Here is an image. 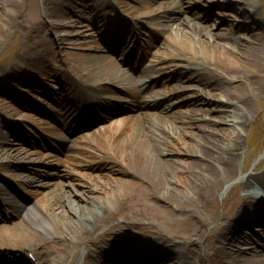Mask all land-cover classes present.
Instances as JSON below:
<instances>
[{"label":"bare ground","instance_id":"obj_1","mask_svg":"<svg viewBox=\"0 0 264 264\" xmlns=\"http://www.w3.org/2000/svg\"><path fill=\"white\" fill-rule=\"evenodd\" d=\"M250 1L246 0L240 4L235 3V5L242 7L247 4L253 7ZM1 3L2 0H0ZM123 3L125 5V2ZM151 3L152 5L156 4L153 7L156 11L155 13L151 11L150 16H155L158 8L167 7L169 12L176 9L172 2L163 3L151 0ZM29 4L34 8L35 15L33 16L27 9V13L30 15L28 20H32V23L22 35V39L23 37L25 39L32 38L30 33L40 24L39 31L32 33L33 38L38 33L53 31L58 36L59 47L64 51L70 49L68 47L77 49L76 46L84 49L77 42L79 39L71 43L57 32L62 31L60 25H67L71 22L70 16L61 12L53 0H41L40 2L31 0ZM99 4L110 5V3L97 0L96 14ZM63 5L71 6L67 3H63ZM244 10L243 8L241 11V17L250 18V13L244 12ZM252 13L257 15L256 10H253ZM163 15L165 22L159 23L157 18H154V22L162 26L164 32L171 30V33L165 42L167 48L164 50L163 43H161L157 52H161L174 70L161 81L160 88L162 89L160 92L164 90V92L170 93L176 88L186 87H191L193 90L182 92L174 97L173 101L165 103L157 111H146L149 103L148 98L145 99L144 92L131 89L135 82L133 77L125 76L111 61L107 63L104 59L106 58L105 55L83 54L72 49L65 51L67 58L72 63V65L68 64V73H60L59 70L49 71L50 62L45 60L35 61V65L34 63L30 65H34V71L41 72L45 79L55 75L53 77L55 80H61L66 86L72 88L74 83L70 73H75L79 78L81 76L84 82L95 83V91L101 94L113 93L110 88L101 85L102 83H118L129 98L128 107L139 111L135 116L120 119L115 122L112 128L100 130L95 134L94 139L100 154L98 158L87 160L85 166L95 170L103 169L104 171H98L95 175L88 173L92 179L83 178L82 181H77L69 175L70 171L69 173L62 172V175H65L67 179L58 182L52 188H48V184L40 183L35 178L25 174L13 173L15 177L22 179L27 186L46 187L45 191L34 192L37 197L39 195L38 201H42L44 209L27 211V207L17 204L19 206V208L17 207L18 212L14 209L12 212L23 222L1 227L0 248L8 246V248H14L21 252L29 250L40 264H46L47 258L53 254L56 256H52V260L57 257L65 258L67 264H74L76 253L73 251V247L97 227L99 228L100 225L107 226L111 222H115L116 219H124L126 220L123 221L124 224L132 227L133 224L130 221L139 215L144 221L148 220L150 214L153 217L158 215L165 219L167 215H174L185 210L184 205H181V200L187 202L192 208L205 207L206 205L211 207V202L208 201L214 199L223 180L235 176V168L231 164L235 162V157L242 149L241 131L244 130L246 123H250L252 115L256 112L253 110L250 99L242 91L235 90L238 85L236 81L245 77L247 70H251L253 76L250 78L253 80L259 82L262 79L264 39L257 42L251 37L231 36L230 30L215 28L218 26L217 21L212 20L211 23H207L203 15L196 12L191 15L189 22L185 18L178 19L170 14ZM99 17L97 15V18ZM44 18L48 21L57 20L58 23L52 26L48 23L46 25L41 23ZM68 19L69 22H66ZM170 21L175 22L171 23ZM44 25H46L47 30L46 27H43ZM75 32L77 30L72 28L71 31H67V34L71 35ZM229 43H232L233 46L228 45ZM249 45L252 51L249 50ZM26 48L27 46H24L22 52L27 50ZM169 48L180 51H177V55L176 51H169ZM200 50L203 51L206 61L212 57L215 65L213 69L208 67L206 62H201L196 57ZM29 52L36 57V60L39 54L41 55V52L34 48H29ZM185 53L190 56L185 57ZM157 58L160 59V55ZM156 62L153 61L152 64L141 66L142 71L150 73L159 71ZM46 65L47 71H43ZM102 65H106L107 68L102 67ZM18 66L20 67V65ZM13 68L16 66L13 65ZM57 68H61L60 65H57ZM20 70L21 68L18 72ZM26 74V71L22 73V75ZM169 77L173 79L171 83H168ZM186 81L188 82L185 83ZM149 85L151 89L155 88L153 81ZM182 96L193 97L187 101H180ZM177 101H180L176 105L177 108L171 110V103ZM3 104L4 101L0 99V105ZM2 109L9 116L16 115L11 110ZM19 114L22 115L21 112ZM203 114H207L208 117L202 118ZM2 127L3 121H0V160L19 161L26 156L24 150L21 147H13L11 143L7 144L8 135L6 136L2 132ZM112 139H115L113 143H111ZM206 147H208V151L205 150ZM96 152L99 153L98 150ZM178 154L193 155L194 158L179 160L177 159ZM4 167L9 166L5 165ZM194 170L196 171L195 174L182 187V172L191 173ZM112 173L127 174L128 178H113L110 177ZM203 176H207L208 181L203 179ZM253 184L264 185V168L258 176L249 175L241 182L243 188H248ZM102 194L108 196L109 200L104 201L102 199L100 201ZM0 196L5 203H17L15 198L1 185ZM150 196L153 197L155 204L147 201L151 199ZM160 198L164 200L161 201L162 204L157 203ZM110 203L120 207L119 213L124 218H119L112 213L115 210L109 207ZM258 205H262L261 199ZM92 207L98 209L93 210V217L90 218ZM252 208V212L258 211L254 206ZM242 213L249 215V212L244 210ZM262 215L260 219L255 216V221L258 223L259 220L258 225L261 227L264 223V213ZM192 217L191 215L177 217L179 218L177 221H183V226L185 225L187 229V236L182 237L180 242L163 234L159 225L156 228L158 231L151 224L144 225V230L140 229V225L135 226L133 231L138 230L144 233L142 242L147 244L150 254L147 257L151 263H153L152 260L157 253H165L167 249L174 256L182 255L183 258L181 257L180 260L182 264H189L188 261L192 258L194 262L191 260L190 264H264V254L256 246L251 247L249 251L242 252L239 250L237 253H228L224 250L226 246L219 242L220 229L227 225L224 219L219 222V228L207 237L205 229H203V226H206L205 221L198 224L192 222ZM103 220L107 222L103 223ZM251 226L253 223L248 221L246 224L241 223L239 231L244 227L250 228ZM41 233L52 237L53 240L44 242L37 239L35 235ZM202 237L207 239V247L209 248L211 243V247L216 252L213 260L196 258V255L189 256V253L195 250L194 247H189V243L191 246H196ZM254 237L260 238L255 235ZM244 241L250 243L252 240L245 236ZM229 243L230 240L227 244ZM184 245H187L185 251L182 248ZM96 246L97 242H89L87 250L90 251L92 247ZM232 251L234 250L232 249ZM135 259L134 254L128 257L130 262L135 261Z\"/></svg>","mask_w":264,"mask_h":264},{"label":"rangeland","instance_id":"obj_2","mask_svg":"<svg viewBox=\"0 0 264 264\" xmlns=\"http://www.w3.org/2000/svg\"><path fill=\"white\" fill-rule=\"evenodd\" d=\"M30 1L31 0H2V3L0 4V69L12 63L13 57L16 55V53L18 51L19 52L21 51V46L23 42L22 35L24 34L25 30L29 27V25L32 23V20L30 19L28 20L30 15L29 13H27V9L30 10L33 16L35 15L33 11L34 8H32L31 5L29 4ZM196 1H200V0H196ZM243 1L245 2L246 0H243ZM243 1L242 0H205V1L202 0V2L205 3V5H207V7L202 10L199 9L200 10L199 12L204 13V14L208 13V16L212 17L211 20H215V22L217 21L218 26L216 28H224V29L230 30L231 36L239 35L242 38L251 37V38H254V41L259 42L261 41V39H264V0H251L250 1L253 6L252 9L258 12L257 16L255 15V18H254V21H253L254 24H249V22L251 21L250 19L248 18L244 19L241 17L242 9L244 8L246 12H248L249 10H251V8H249L250 6H248L247 4H244V6L242 7L235 5V3L240 4ZM82 9L83 8L81 6L76 5L74 12L76 14L79 13L80 15L83 16L84 11L80 12ZM228 12H231L230 15H226V13ZM236 15H237V18L239 19L238 20L239 23H242L241 25L239 24V26H237L238 23L235 21V19L232 20L234 17H236ZM211 20L208 22H211ZM220 20H221V23H219ZM259 20H261V22ZM65 30L68 31V30H71V28L69 26L68 27L66 26L64 27V31ZM78 30L80 31L81 28H78ZM33 32L35 31L33 30ZM82 33H85V31H82ZM54 34L55 33L53 32L43 33L41 34V36H40V33L37 34L33 42L34 45L31 46L30 48H34L35 50H38L39 52H44L45 49L50 50V47L54 44L49 43V42L51 41V38L55 40L56 34L55 35ZM75 36L77 37V35H66V37L69 40H75L76 38L73 39ZM94 44H95V41H94ZM228 45L233 46L232 43H229ZM163 46L165 50V48H167V45L165 44ZM26 49L28 50L29 47H27ZM74 50L76 51V49ZM170 50L176 51V54H178L177 51H180L174 48H169V51ZM249 50L252 51V48L250 45H249ZM87 52L95 53V51L93 50L87 51ZM262 52L264 53V50ZM98 53L99 52H96V56H99ZM23 55L27 57V58L23 57L25 60L23 61V64L27 65L28 63H32L35 61V58L29 54V51L23 52ZM188 56L190 55L185 53V57H188ZM196 57L201 62L202 61L204 63L206 62L208 67H210L211 69L215 67L212 57L208 58L206 61L203 56L202 50H200V52L196 54ZM31 74H33L34 75L33 78L38 79L40 83H43L45 81L43 77H40L41 74L39 72L34 71ZM245 74H246L245 77L237 79L236 82L238 83V85L237 87H235V90L240 91V92L242 91L250 99V102H252L251 105L253 107V110H255L256 112L255 114L252 115L250 119V123H246L244 125V130L241 131L242 137L240 139V143L242 145V149L240 153H238L237 156L235 157L236 158L235 162L231 164V166H234L235 168V176L232 178L223 180L222 186L220 187L218 193L214 196V199L212 201H208V202H211L210 204L211 207H208L206 205L205 207L192 208V206L187 204V202L185 201L182 202L181 200V205L182 206L184 205V208L186 211L183 210L182 212L176 213L174 215H167L166 216L167 218L165 219L164 217H161L158 215H154L153 217L150 214V216H148L147 221L142 220L141 219L142 217L139 215L135 217L134 220L130 221L132 222L133 227L128 225L129 227L135 229L136 228L135 226L140 225V229L144 230L143 229L144 225L151 224L153 225L154 229L158 231V229L156 228L159 225L163 234H165L167 237H172L175 241H179L181 240L182 237L187 236V229L185 225L183 226V221L181 222L177 221V219L181 218L182 216L191 215L193 216L191 218L193 219L192 222H197L198 224L205 221L206 226L204 225L203 229H205V235L207 237L211 233H214L219 228L220 226L219 222H221L223 219L226 221H229L232 219L233 216L231 215L233 213L235 214V211L241 205L239 196L245 194L244 192L245 189L242 190L241 188V182L247 176L254 175L255 170H258L260 167H264V70L263 72H261L262 79L259 82L250 78L253 76V74H251V70H247ZM24 82L31 85L30 81L28 80ZM187 82L188 81H186L185 83ZM48 87H52V90H53V88H55V85H53L51 82H48ZM60 97L63 98L64 97L63 94L60 95ZM182 97L184 98L181 101H183L187 97H193V96H182ZM173 100L174 99L172 98L169 101H173ZM171 104L174 105L175 103H171ZM3 105L7 108H10V104L8 102L4 103ZM174 108H177V106ZM207 117H208L207 114H203L202 116V118H207ZM224 124H227V123H224ZM53 130L58 132L54 128ZM93 131L94 129L89 130L87 132L91 133ZM3 132L7 133L6 130H3ZM208 147H206L205 150L207 149L208 151ZM64 153L65 152L62 151L60 156H62ZM68 154L69 152H67L65 156H67ZM177 157H178L177 159L179 160H191L194 158L193 155L186 156L184 154H178ZM195 159L197 158L195 157ZM200 161H203V160H200ZM50 165L61 167V165H57L56 162L54 164L50 163ZM68 166L69 164L68 165L65 164L64 169L67 170ZM52 171H55V169L50 168L48 169L47 173L49 174ZM195 172H196L195 170L191 173H188L186 171L182 172V181H181L182 187L183 185L187 183V181H189V179H191V177L195 174ZM82 173L84 174L81 175V179L75 177L77 181H82L83 178L92 179V177L88 175V173L92 175L96 174V172L92 173V172H87V171L85 172L82 171ZM47 177L50 178V175H47ZM110 177L121 178V179L128 178L127 174H123V173H112ZM203 179H206V181H208L207 176L205 177L203 176ZM58 181L60 180L58 179L57 176H54L52 179L49 180V182L51 183H55ZM62 181H64V179H62ZM203 184H205V182H203ZM87 185L89 186V184ZM176 186H179V185H176ZM100 197H101L99 199L100 201L102 199L104 201L109 200V197L106 196L105 194H102V196ZM150 197L151 199L147 201H149V203L151 204H155L153 197L152 196ZM161 201L162 202L164 201L163 198L158 199L157 203L162 204ZM29 204H31V202H29ZM109 207L115 210L114 212H112L115 214V216L119 218L120 216H122V218H124V216L119 213V211L121 210L120 207H116L114 204H111V203ZM94 209L97 210L98 208L92 207V210L90 211V215H89L90 218L93 217ZM228 217L230 218L228 219ZM18 220L19 218L12 217L10 220L6 222L9 223V225H11V224L16 223ZM122 220L126 221L124 219ZM123 221L120 220L119 222L114 223L112 225H114L115 227H119V228L122 226H127L124 224ZM124 231L129 232L130 230H124ZM99 233L100 231L94 233V236L98 235ZM45 238L40 237V239H45ZM207 243L208 241L207 239H205V237H202L201 239H199L196 246H191V244L189 243V247L195 248V250L189 253V256L196 255L197 258L203 259V257H205L204 252H205V247ZM186 247L187 245H184L182 247L184 248V251L187 249ZM177 257H182V256H177ZM57 259L59 258H54L53 260L49 262V264H55V260ZM192 260L194 259L192 258Z\"/></svg>","mask_w":264,"mask_h":264}]
</instances>
